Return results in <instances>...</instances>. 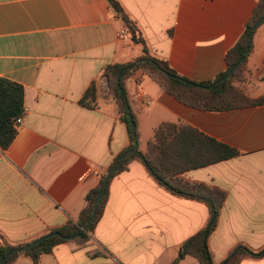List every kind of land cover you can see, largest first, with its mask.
<instances>
[{
  "label": "crops",
  "instance_id": "0c3cea01",
  "mask_svg": "<svg viewBox=\"0 0 264 264\" xmlns=\"http://www.w3.org/2000/svg\"><path fill=\"white\" fill-rule=\"evenodd\" d=\"M118 1L150 53L197 83L226 70V54L257 4ZM252 43L239 88L256 101L264 99V24ZM142 56L135 33L107 0H0V77L23 87L25 107L16 138L0 150V247L30 242L79 220L89 193L131 145L105 69ZM125 91L141 152L164 124L192 127L238 152L176 176L225 194L209 238L214 264L241 246L264 249V103L223 112L194 109L142 69L125 81ZM106 194L91 240L85 246L59 244L39 264H200L182 258L181 247L205 227V203L171 194L138 159L110 179ZM11 264L34 263L21 254ZM239 264H264V257H245Z\"/></svg>",
  "mask_w": 264,
  "mask_h": 264
},
{
  "label": "trees",
  "instance_id": "16d2710c",
  "mask_svg": "<svg viewBox=\"0 0 264 264\" xmlns=\"http://www.w3.org/2000/svg\"><path fill=\"white\" fill-rule=\"evenodd\" d=\"M107 1L117 16L135 33L136 42L143 47L142 57L127 64L111 65L105 69L104 73L109 84L110 94L119 108L121 120L128 128L131 145L127 152L133 150L136 145L138 146V152L124 160L113 176L125 170L129 162L138 159L158 184L171 194L205 203L209 209V219L201 231L183 243L181 256L182 258L193 257L200 264H214L209 249V238L217 228L225 194L218 189H211L199 183L186 182L176 176L189 169L205 167L236 157L238 152L192 127L178 124H164L158 128L155 131L154 141L148 145L147 152H141L136 116L131 110L126 95L125 81L134 70L142 69L165 92L181 103L202 111L223 112L264 103V99L250 100L236 86L237 80L240 83L245 80L247 59L253 50V36L256 30L264 24V0H257L254 12L245 25L243 33L227 52L226 70L215 79L201 83L179 76L166 61L153 56L148 50L135 22L130 19L120 2L118 0ZM24 115L23 87L0 77V150L4 151L10 147L18 133L15 122ZM120 158L121 156L114 162L108 172L116 166ZM104 179L105 176L102 178L99 187L89 193L87 206L81 212L79 220L75 224L51 231L48 234L59 232L65 237L82 234L80 238L72 241L85 246L91 240V234L103 213L107 200L106 194L99 205L94 223L90 229L86 230L92 208L102 193ZM33 241L17 246L0 247V261L13 249L22 248ZM66 242L69 241L53 236L22 253V255L30 258L34 264H39L42 256L50 254L57 245ZM20 255L15 254L9 257L4 264H11ZM245 257L263 258L264 249L254 252L244 246L238 247L222 264H239ZM178 263L179 261H176L173 264Z\"/></svg>",
  "mask_w": 264,
  "mask_h": 264
},
{
  "label": "water",
  "instance_id": "95a60500",
  "mask_svg": "<svg viewBox=\"0 0 264 264\" xmlns=\"http://www.w3.org/2000/svg\"><path fill=\"white\" fill-rule=\"evenodd\" d=\"M137 152H138V146L136 145L133 150L128 151L124 155H122L120 160L116 164V166L110 172H108L107 175L105 176L102 193H101V195L99 196V198L97 199V201L95 202V204H94V206L92 208L90 220H89V223H88V225L86 227V230L90 229L92 224L95 221L99 205H100V203L102 202L103 198L106 195L107 187H108V184H109V181H110L112 175L121 167V165H122L124 160H126L129 157L133 156ZM53 236L59 237L60 239H63L65 241H72V240H75L77 238H80L82 236V234H76V235H73L72 237H65L59 232H55V233H52V234L45 235L43 237H40V238L34 240L33 242L29 243L28 245H26V246H24L22 248L13 249L12 251H10L6 255V257L4 259H2L0 261V264H4L9 257H11V256H13L15 254H22V253L26 252L27 250L31 249L32 247H35V246L39 245L43 241H45V240H47V239H49V238H51Z\"/></svg>",
  "mask_w": 264,
  "mask_h": 264
},
{
  "label": "built area",
  "instance_id": "2783aa9c",
  "mask_svg": "<svg viewBox=\"0 0 264 264\" xmlns=\"http://www.w3.org/2000/svg\"><path fill=\"white\" fill-rule=\"evenodd\" d=\"M127 32H122V34H126ZM22 121H23V117L16 120L15 125L17 128L22 124Z\"/></svg>",
  "mask_w": 264,
  "mask_h": 264
},
{
  "label": "rangeland",
  "instance_id": "374dc122",
  "mask_svg": "<svg viewBox=\"0 0 264 264\" xmlns=\"http://www.w3.org/2000/svg\"><path fill=\"white\" fill-rule=\"evenodd\" d=\"M239 84H240V82H238V80H237V81H236V86L239 87ZM107 90H108V92L110 93V88H109V84H108V82H107Z\"/></svg>",
  "mask_w": 264,
  "mask_h": 264
}]
</instances>
